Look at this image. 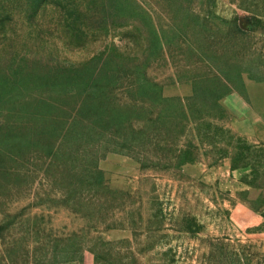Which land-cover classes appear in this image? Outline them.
I'll return each mask as SVG.
<instances>
[{
    "label": "rangeland",
    "instance_id": "374dc122",
    "mask_svg": "<svg viewBox=\"0 0 264 264\" xmlns=\"http://www.w3.org/2000/svg\"><path fill=\"white\" fill-rule=\"evenodd\" d=\"M0 264H264V0H0Z\"/></svg>",
    "mask_w": 264,
    "mask_h": 264
}]
</instances>
